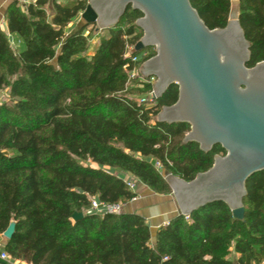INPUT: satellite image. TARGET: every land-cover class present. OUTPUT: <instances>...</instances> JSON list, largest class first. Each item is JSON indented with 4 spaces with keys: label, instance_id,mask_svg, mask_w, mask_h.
Returning a JSON list of instances; mask_svg holds the SVG:
<instances>
[{
    "label": "trees",
    "instance_id": "16d2710c",
    "mask_svg": "<svg viewBox=\"0 0 264 264\" xmlns=\"http://www.w3.org/2000/svg\"><path fill=\"white\" fill-rule=\"evenodd\" d=\"M29 1L12 3L0 30V93L9 98L0 103V240L14 226L2 254L24 264H47L53 253L58 264L264 263V173L246 185L242 221L223 204L209 206L189 221L172 220L155 244L139 216L89 215L91 199L114 206L137 199L123 174L157 196H172L164 174L191 183L226 154L184 146L188 126L157 122L177 103V88L150 109L118 94L142 66L133 59L155 57L154 49L132 52L143 37L140 13L129 8L87 57L88 27L65 33L86 1ZM189 2L208 30L226 28L232 0ZM237 4L253 69L264 63V0ZM75 215L83 219L75 222Z\"/></svg>",
    "mask_w": 264,
    "mask_h": 264
},
{
    "label": "water",
    "instance_id": "95a60500",
    "mask_svg": "<svg viewBox=\"0 0 264 264\" xmlns=\"http://www.w3.org/2000/svg\"><path fill=\"white\" fill-rule=\"evenodd\" d=\"M129 8L143 17L136 22L143 37L134 53L155 51L139 72L156 80L154 100L161 101L172 88L178 91L177 103L163 108L157 122L188 126L184 146L197 145L203 154L219 147L226 154L215 157L212 169L191 183L165 177L180 217L223 204L242 221L246 185L264 173V63L247 68L250 45L238 14L231 11L224 30L210 31L189 0H88L81 18L97 32L109 31ZM13 233L11 226L5 240Z\"/></svg>",
    "mask_w": 264,
    "mask_h": 264
},
{
    "label": "crops",
    "instance_id": "0c3cea01",
    "mask_svg": "<svg viewBox=\"0 0 264 264\" xmlns=\"http://www.w3.org/2000/svg\"><path fill=\"white\" fill-rule=\"evenodd\" d=\"M14 2H19L21 5H26L29 0H0V25L6 28L5 13L7 8ZM128 177V175H121L122 178ZM136 187V195L138 196L136 200L128 205L124 206V214L136 215L141 217L147 223V226L152 235V244H155V238L157 232L166 227L172 220L178 218L179 210L172 196H157L146 188L140 186ZM141 194H137L138 192ZM6 244V240H0V256L2 255V250ZM54 254V253H53ZM54 264L59 263V258L57 257ZM237 257L233 256V260L236 261ZM0 264H24L21 262L13 261H2L0 258ZM53 264V263H47ZM264 264V263H263Z\"/></svg>",
    "mask_w": 264,
    "mask_h": 264
},
{
    "label": "rangeland",
    "instance_id": "374dc122",
    "mask_svg": "<svg viewBox=\"0 0 264 264\" xmlns=\"http://www.w3.org/2000/svg\"><path fill=\"white\" fill-rule=\"evenodd\" d=\"M56 1L60 4H67L69 1H74V0H56ZM84 1L87 2V6H88V0H84ZM237 1L238 0H232V10H234V8H235L236 14H238ZM48 12H49L48 14L50 16H52L53 12H52L51 8ZM81 15L82 14H80L70 24V26L66 29L65 33H66V36H71L74 33L82 31L85 27H88L84 33V37L89 39V43H90L89 48L90 49L87 52V57H91L95 53V49L97 48L100 39H102L103 37H107V33L97 32L96 26L86 25L85 22L82 20ZM132 52L134 53V50ZM139 72H140V70L136 72L134 77H132V78L130 77L129 81L124 86H122L118 89V94L123 95V96H128V97L132 98L133 100H135L136 102L141 103V101H143L144 99H147L152 93H149V94L146 93V87L149 85H147L146 83H143L141 81L142 77H141ZM155 83L153 85H151L150 87L153 88ZM8 100H9V98H8L7 91L0 93V103L7 102ZM163 177L165 179L166 175L164 174ZM126 178L129 179L128 177H126ZM129 180H131L133 182L135 187L141 188L140 185L135 180H133L132 178ZM135 194H136V191H135ZM137 194L139 195V194H141V192L139 191ZM88 213H90V210ZM56 259H57V255L51 254L48 257L47 263H53L54 264L55 261H57ZM230 259L233 260V256Z\"/></svg>",
    "mask_w": 264,
    "mask_h": 264
},
{
    "label": "built area",
    "instance_id": "2783aa9c",
    "mask_svg": "<svg viewBox=\"0 0 264 264\" xmlns=\"http://www.w3.org/2000/svg\"><path fill=\"white\" fill-rule=\"evenodd\" d=\"M0 30L5 32L6 31V28L2 25H0ZM146 59V56L145 55H140L136 58L133 59V63L136 64V65H139L142 63L143 65V61ZM136 74V72H133L129 75V78L131 77H134ZM141 81L143 83H146L147 85L151 86L153 85L156 80L155 79H150V80H145V79H141ZM155 103L156 101L154 100L152 94L147 98V99H144L143 101H141V105L143 106H146L147 108H153L155 106ZM154 167L156 169V171L161 174L163 171H162V167L155 163L154 164ZM121 177V176H120ZM121 181L123 182V184L132 192V193H135L136 191V187L135 185L133 184V182L127 178H120ZM124 214V206L123 205H103L101 203L98 202V200L96 199H91V208H90V213L89 215H94V216H97V217H105V216H120V215H123ZM186 221H189V218H185ZM1 260L2 261H10L11 258L9 256H7L6 254H2L0 256ZM166 261V260H165Z\"/></svg>",
    "mask_w": 264,
    "mask_h": 264
},
{
    "label": "bare ground",
    "instance_id": "6f19581e",
    "mask_svg": "<svg viewBox=\"0 0 264 264\" xmlns=\"http://www.w3.org/2000/svg\"><path fill=\"white\" fill-rule=\"evenodd\" d=\"M232 13H233V15L236 14V9L235 8H234V10H232Z\"/></svg>",
    "mask_w": 264,
    "mask_h": 264
}]
</instances>
